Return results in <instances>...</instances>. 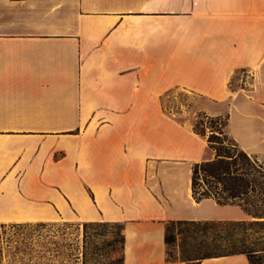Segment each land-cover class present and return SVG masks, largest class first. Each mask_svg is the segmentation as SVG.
<instances>
[{"label":"crops","instance_id":"0c3cea01","mask_svg":"<svg viewBox=\"0 0 264 264\" xmlns=\"http://www.w3.org/2000/svg\"><path fill=\"white\" fill-rule=\"evenodd\" d=\"M201 112L264 158V0H0V226L123 222L124 264H251L167 254L171 220L253 219L193 195Z\"/></svg>","mask_w":264,"mask_h":264},{"label":"trees","instance_id":"16d2710c","mask_svg":"<svg viewBox=\"0 0 264 264\" xmlns=\"http://www.w3.org/2000/svg\"><path fill=\"white\" fill-rule=\"evenodd\" d=\"M201 134L203 131L195 127ZM211 136L208 139L209 147L214 157L195 163L192 172V190L197 201L203 198H214L221 204L236 203L243 206L252 215L248 220H171L167 225L165 241L167 245L176 243L177 234L172 232V224L179 223L201 231L203 251H192L191 248L182 250L178 256L167 250L169 259L182 261H199L209 257H219L234 254H244L251 264H264V167L255 156L245 150L239 153L225 148ZM90 195L93 197L91 191ZM45 223H40L43 226ZM84 225V246L82 263L90 264L89 228L105 225L104 222L89 221ZM115 256L111 264H124L125 237L118 231L113 240ZM213 248H209L210 245ZM103 247L95 248L94 252L102 253ZM202 247L200 249H202Z\"/></svg>","mask_w":264,"mask_h":264},{"label":"rangeland","instance_id":"374dc122","mask_svg":"<svg viewBox=\"0 0 264 264\" xmlns=\"http://www.w3.org/2000/svg\"><path fill=\"white\" fill-rule=\"evenodd\" d=\"M200 99L182 89H174L168 92L163 99L164 106L168 110H190ZM203 131L207 140L216 136L219 143L232 152L239 153L242 149L231 137L227 130V115L210 116L205 113H197L194 128ZM209 143V142H208ZM212 157L213 151L210 149ZM255 156L264 167V158ZM105 225L89 228V241L92 249L90 251V264H111L115 256L112 251L114 244H108L113 236L120 231L126 238L125 223L100 220ZM165 224V233L167 225ZM172 232L177 234L176 243L167 245V250L178 256L182 250L191 248L192 251L201 253L204 249L201 245L203 235L201 231L190 227L187 237L186 230L189 228L184 224L175 223L170 225ZM84 225L82 222H51L40 225L32 224H6L0 226V264H74L82 263V252L84 246ZM101 254L94 252L95 248L103 247ZM202 247V249H200ZM209 248H213L211 244ZM77 258L80 259L77 260ZM199 261L198 259L191 260Z\"/></svg>","mask_w":264,"mask_h":264}]
</instances>
